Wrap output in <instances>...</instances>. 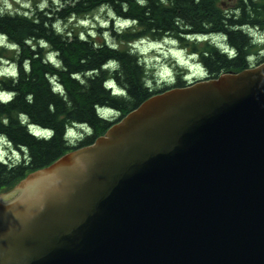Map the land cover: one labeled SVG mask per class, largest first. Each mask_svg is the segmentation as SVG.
Wrapping results in <instances>:
<instances>
[{"label":"water","instance_id":"1","mask_svg":"<svg viewBox=\"0 0 264 264\" xmlns=\"http://www.w3.org/2000/svg\"><path fill=\"white\" fill-rule=\"evenodd\" d=\"M0 264H264V64L153 96L1 195Z\"/></svg>","mask_w":264,"mask_h":264},{"label":"trees","instance_id":"2","mask_svg":"<svg viewBox=\"0 0 264 264\" xmlns=\"http://www.w3.org/2000/svg\"><path fill=\"white\" fill-rule=\"evenodd\" d=\"M40 1L49 6L0 16V37L6 41L0 46V62L16 68L15 75H0V96L8 94L10 99L0 100V137L23 156L0 159V194L63 156L93 145L153 96L191 85L177 61L171 62L176 74L171 84L158 82L136 50L138 43L177 42L204 68L205 80L264 64V44L254 35L264 34V0ZM101 10L113 15L107 31L116 45L107 43L103 29L97 30L104 39L99 41L91 32L60 27ZM121 21L128 26H117ZM222 45L231 51L226 53ZM110 80L125 96L113 95L106 86ZM103 107L118 117L103 118L98 111ZM31 128L49 130L52 136L38 138ZM70 128L86 131L71 141Z\"/></svg>","mask_w":264,"mask_h":264},{"label":"rangeland","instance_id":"3","mask_svg":"<svg viewBox=\"0 0 264 264\" xmlns=\"http://www.w3.org/2000/svg\"><path fill=\"white\" fill-rule=\"evenodd\" d=\"M9 2L14 3V6L19 7V5H15V0H9ZM26 2L31 4L30 8L22 9L24 11H29L35 9L36 6L40 7H47L49 3H44L40 0H26ZM0 5H2V0H0ZM113 21V15L106 10H101L96 12L94 15L88 17L85 21L78 22V21H71L68 24H61L60 27L67 30L71 27H74L76 30H80V33H93L96 37L98 36V29L105 30L106 33L107 43L110 45H116L111 33L107 30L110 27L111 22ZM116 23V21H115ZM117 26L126 27V24L120 22ZM263 34V33H261ZM254 34L257 42H261L264 44V34L261 35ZM105 38V39H106ZM102 37L98 36V40L102 41ZM104 40V39H103ZM218 42L222 44L223 39H217ZM4 39L0 37V46H4L6 43ZM136 50L143 54L144 59L146 60L149 68L154 71L155 77L157 78L158 82H172V79H175L176 74L174 68H172L171 62H176L182 68L186 70V79L190 83H194L195 81H202L207 78L206 72L204 68L200 65H197L196 59L189 57L188 53L185 51H179L181 47L175 41L166 40L164 42L153 43L149 41H144L135 45ZM256 58L254 59V62ZM8 74V75H15L16 68L12 64L7 62H0V75ZM13 151H12V150ZM14 148H10L9 146L5 145L2 140H0V158L8 161H17L20 160L23 156L18 153ZM16 188V187H15ZM15 188L9 190L7 192H3L0 194L3 197L7 195H11L14 193Z\"/></svg>","mask_w":264,"mask_h":264},{"label":"clouds","instance_id":"4","mask_svg":"<svg viewBox=\"0 0 264 264\" xmlns=\"http://www.w3.org/2000/svg\"><path fill=\"white\" fill-rule=\"evenodd\" d=\"M15 5H19V7L14 6V3L9 2V0H2V7H0V16H3L5 13L9 16H15L21 13L22 9H27L31 7V4L26 2V0H15ZM27 15V13H23Z\"/></svg>","mask_w":264,"mask_h":264},{"label":"bare ground","instance_id":"5","mask_svg":"<svg viewBox=\"0 0 264 264\" xmlns=\"http://www.w3.org/2000/svg\"><path fill=\"white\" fill-rule=\"evenodd\" d=\"M1 100V99H0ZM10 99L1 100L4 103H7Z\"/></svg>","mask_w":264,"mask_h":264}]
</instances>
